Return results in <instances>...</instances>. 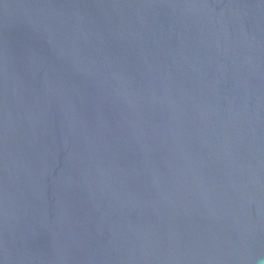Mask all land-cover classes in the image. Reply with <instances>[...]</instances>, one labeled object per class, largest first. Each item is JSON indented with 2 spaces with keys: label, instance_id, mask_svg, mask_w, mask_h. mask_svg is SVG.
<instances>
[{
  "label": "water",
  "instance_id": "water-1",
  "mask_svg": "<svg viewBox=\"0 0 264 264\" xmlns=\"http://www.w3.org/2000/svg\"><path fill=\"white\" fill-rule=\"evenodd\" d=\"M0 264H264V0H0Z\"/></svg>",
  "mask_w": 264,
  "mask_h": 264
}]
</instances>
